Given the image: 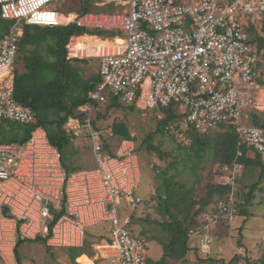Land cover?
I'll return each mask as SVG.
<instances>
[{
    "label": "built area",
    "instance_id": "obj_1",
    "mask_svg": "<svg viewBox=\"0 0 264 264\" xmlns=\"http://www.w3.org/2000/svg\"><path fill=\"white\" fill-rule=\"evenodd\" d=\"M54 1L0 0V16L43 26L74 23L84 29L122 31L120 45L97 55L101 80L87 91L89 99L103 103L113 96L125 105L168 108L174 121L164 130L182 144L191 142L190 130L206 133L231 126L237 145L260 153L264 166V130L245 120L247 109L258 108L260 53L249 41L245 21L264 17V0H123L122 11L90 10L72 17L51 6ZM64 16L69 19L62 21ZM20 34L16 29L0 38V125L36 121L32 108L7 86L9 73L4 77ZM66 49L70 57L84 51L70 43ZM81 110L87 114L83 126L91 140L93 168L67 173L58 149L39 126L25 142L0 143V251L5 242L12 250L20 240L48 234L51 248L78 247L88 227L98 225L100 238L92 251L104 252L109 264H145L146 240L134 233L132 218L116 208L120 199L130 211L144 201L135 194L140 174L134 147L123 141L108 152L100 131L91 126L92 106ZM235 166L218 170L216 176L223 172L221 185L232 184ZM216 203L217 218L236 211L226 198Z\"/></svg>",
    "mask_w": 264,
    "mask_h": 264
},
{
    "label": "trees",
    "instance_id": "obj_2",
    "mask_svg": "<svg viewBox=\"0 0 264 264\" xmlns=\"http://www.w3.org/2000/svg\"><path fill=\"white\" fill-rule=\"evenodd\" d=\"M91 3V0H81V9L78 13L93 10L88 6ZM20 24L22 27V34L18 37L17 53L20 54L21 50L25 51L23 56L25 58L29 57V59L33 61L36 66L37 61H40L38 58L41 56L40 50H42L43 54L54 58L53 62L48 64V75L51 73L52 69L55 70V74L49 80L25 79L26 77L24 74L16 77L13 83L14 97L22 104L32 108V110L36 113V121L33 124L17 123L13 121L3 122L0 125V143L25 142L30 138L31 132L39 126L45 131L47 141L58 149L63 169H65L67 173L76 171L78 170L77 167L68 162L71 158V154L70 151H68L67 146L69 145L72 136H78L79 133L75 132L76 129H80V127H82V129L86 131L85 127L82 126L84 123V114L80 108L81 106L88 104L93 107V110L94 108L103 107L104 105L106 107L105 110L129 108L131 110L140 111V109L135 104H122L116 97L113 96H109L103 103H95L87 97V91L99 82L100 77L98 73H96L90 78H85L82 74V69L79 66L80 64L73 65V60L77 61V63H87V60L83 58H69L65 49V45L68 43L70 37L72 35L82 34V29L74 24L53 27L31 25L24 22H20ZM14 26V20L3 19L0 16V38L8 35ZM262 28L264 29V23ZM248 36L250 42L253 43L256 41L258 43V45L256 43L255 44L260 52L261 49L264 48V37H255L251 39L249 33ZM91 37L92 36L87 35L78 37V43L83 46V43L81 42L89 40ZM115 40V44H117L118 41H121L122 39L120 37H115ZM99 41L100 43L98 46H102V41H104V39ZM74 46L75 44L73 39V47ZM104 47H106V45H104ZM74 49H76V46ZM257 83L260 84L259 78L257 79ZM164 109L161 111H165ZM251 112L252 120L254 119L253 117H256V115L253 114V110ZM97 115H99V113H97ZM162 117L163 118L157 123L156 130L169 135L170 138L176 142L180 152L175 156H180L181 158L186 159V162L191 161L192 169L196 166L199 167L200 162L203 160L200 159V153L204 152L202 158L205 157L207 162H218L220 166L218 170L223 165H228L230 168H233L235 165H241L243 169L248 167L255 169L256 167L261 166L259 176L261 177L264 175V166L260 162V153L238 146L237 135L231 129V126H227L225 128V132H216V130H213L206 133H197L190 130L188 131V135L191 142L189 144H182L177 142L174 136L164 131V126L173 120V114L169 111L168 114H163ZM72 118L78 121V128L76 126L70 131L67 127L63 128V124L66 120ZM95 124L96 119L91 118V126L98 129V126ZM251 125L264 130V115L263 119L259 120L258 123H255L254 121ZM69 134L72 136L69 137ZM112 134L118 135L124 140H132L130 132L123 124L115 125L112 128V133H109L110 136H112ZM85 136L88 138L87 131L85 132ZM100 137L105 145V149L110 152L111 149L109 144L103 137L102 133L100 134ZM150 148L159 154V158L163 159L165 157V155H163L164 152H161L158 147L150 146ZM238 149L242 151V154L238 155ZM248 151L253 152V154L249 155ZM175 156L173 161L170 163L172 167H175ZM180 165L182 168L187 167L184 162H181ZM176 168L178 169L177 172H179L180 168ZM217 172V169H215L213 173L211 172V176L212 174L214 176ZM158 178L161 184L157 187L156 194L152 195L149 200H156L155 210L162 220L158 221L154 219L153 221H150L149 218L145 217L143 220L146 221V226H142V228L138 227L137 229L132 220L133 226H135V228L133 227L135 234L143 237L146 240V243L150 240H155L163 248V255L157 261H152L149 257L147 249L145 264H178L179 261L185 264L188 260L189 251H195L203 256L199 257L200 263L230 264L229 262L213 257L210 250L205 251L203 249L204 246L210 247L213 242V233L211 234L209 232V230H211L210 228L213 227V223L211 222L208 224L207 221L204 220L203 214L213 213L215 215L218 212L216 208V201H212L209 198L212 193L217 194L219 199L226 198V203L232 204L235 207L236 214L238 213L239 216L243 215L247 218L249 214L246 208V203L251 198L250 191L247 199L243 202L235 197L234 200L229 202V199H227L228 194L226 195V193L231 191L232 185L210 183L208 185V192L204 194V196H199L196 192H194V185L187 187L183 182L176 180V174H169L167 169L160 171L158 173ZM4 214L7 215V211H4ZM148 223L158 224L161 228V235L148 236ZM190 229L198 231V235H196V237H198V241L197 243H194L192 247L189 246V244L190 236L194 231L189 232ZM199 235L201 237H199ZM48 236L49 234L45 236L38 235L34 239L18 241L14 249V255H16L18 264L21 263V260L17 253V248L22 243L37 241L43 244L46 250L49 251V248L51 247L46 244ZM220 236L223 237L224 234L220 233ZM206 237H208V239L203 240V238ZM200 241L203 243V246L199 245ZM68 250V255L73 258L79 254V250L75 249V247L69 248ZM261 254V258L256 261L254 259L252 264H264V251H262ZM237 256L234 258H237Z\"/></svg>",
    "mask_w": 264,
    "mask_h": 264
},
{
    "label": "rangeland",
    "instance_id": "obj_3",
    "mask_svg": "<svg viewBox=\"0 0 264 264\" xmlns=\"http://www.w3.org/2000/svg\"><path fill=\"white\" fill-rule=\"evenodd\" d=\"M91 1L92 3L88 6L95 11L115 12L122 11L123 9L122 6H117L116 10H114L112 4H109L108 2H105L106 4L100 5V0ZM183 1L191 2L194 0ZM224 1L227 4L233 2V0ZM51 6H56V8L63 10L66 13H77L81 9V0H55ZM61 19L62 21L68 20L63 17H61ZM245 22V28L250 34L251 39L255 37H264V29L262 28L264 17H250V19H246ZM21 24L16 25L15 27H13V29L16 28L18 32L22 33ZM89 32H94L104 38H97L92 36L89 40L81 42L83 43V46L78 43V37L74 38V44L76 46L75 50L84 49L83 54L85 55V57L83 59H86L88 63H77V61L73 60V65L87 64L83 66V68H81L82 74L85 78H90L97 73L98 62L96 56L98 54H100L102 51L109 50L110 46L115 48L122 43L121 40L118 41L117 44H115L116 34L118 33L124 36L122 31L113 32L93 29L89 30ZM105 37H110V39ZM98 39H104V41H102V46H98V44L100 43ZM253 43H256L258 45L256 41ZM104 45H106V47H104ZM24 53L25 51L21 50L20 54H16V57H18V61L16 62V64H18V68H15H17L18 70L28 67L29 64H24L28 60L30 61L31 65H33V62L29 59V57L25 58L23 56ZM40 55L43 60L48 59L45 58L48 57V55L43 54L42 50H40ZM42 59H40V61ZM258 75L260 79L259 91L256 95V103L258 109L256 110L251 107L245 111L248 114V119H245L247 124H250L254 121L255 123H258L259 120L263 119L264 115V109L261 108V110L259 108L261 104L260 101L258 102V97L259 99L261 98L259 92H264V48L261 49L259 53ZM52 77L53 75L48 76V73L46 71L42 74L40 72L38 75V78L45 80H49V78ZM105 108V105L103 107L94 108V110L92 107L89 117L90 120L91 118L96 119L95 125L98 126V129L96 128V130L101 131L103 137L108 142L110 149L115 150V148L124 139H121L118 135L114 134L110 136L109 133H112V128L115 125L123 124L130 132L132 141L129 142L132 143L134 147V153L137 156L140 182L137 189H135V194L141 195L145 200L141 202L140 205H137L136 208L132 211L129 210V207H127V204L125 202L116 205L117 211L119 212V214H121V216L129 215L132 218L133 222L135 223L136 229L138 227L142 228V226H146L145 224L147 223L145 220H143V218L145 217L149 218L150 221H153L154 219L158 221L162 220L155 210L156 200H149L152 195L156 194V189L161 184L158 178V173L160 171L167 169L169 174H176V180L183 182L187 187L194 185V192H196V194H198L199 196H204V194L208 192V185L210 183L220 184L221 175H223V172H219V176H216V174H214V176L212 174L211 176V172L213 173L215 169H217L218 171V168L220 167L218 162H207L205 157L202 158L204 152H201L200 159L203 160L200 162L199 167L196 166L193 167L194 169H192L191 161L186 162V159H183L180 156H175L180 152L176 142H174L169 135L163 134L162 132L156 130L158 121L163 118V114L169 113V109H164L165 111H161L162 109L157 108H139L140 111H136L129 108L109 110H105ZM252 110L254 112L253 114H255L257 117H253L255 120H251ZM97 113H99L100 116L97 115ZM68 123L69 119H67L63 124V128L69 127L70 125L68 126ZM83 125L84 123L82 124V126ZM69 128L72 129V127ZM225 131V128L216 130V132ZM75 132L79 133L78 136H72L71 134H69V137L72 136V138L69 145L67 146V149L71 154V158L68 162L77 167L78 170L90 169L95 165L94 154L90 146L91 140L89 141V139L85 136L86 131H84L82 127H80V129H76ZM150 146L158 147L161 152H164L163 155H165V157L163 159L159 158V154L152 150ZM248 154L252 155L250 151H248ZM174 156L176 159L175 167H172L170 163L173 161ZM181 162H184L187 167L182 168V166L180 165ZM176 167L180 168L179 172H177L178 169ZM260 170L261 166L256 167L255 169H252L250 167L243 169L239 165L235 166L233 170L234 178L231 184L232 189L229 192L230 194L226 193V195L228 194V197H230V201L234 200L235 197L236 199L243 202L247 199L248 193L250 191L251 198L246 203V208L249 214L247 217L248 220L246 219L247 221L243 222V225L241 224V218H239L238 221V217L240 216L238 213L236 214V211L232 215H227V217L222 216L218 218L215 217L213 213L203 214V218L205 221H207L208 224L211 222L213 223V227L210 228L211 230H209L211 234L213 233V242L211 243V246H213V244L215 243L219 244V247L217 246L218 248L215 247V254L212 253L214 247L211 249V255L213 257L224 260L225 262H229L230 264H252L254 262V259L256 261L261 258V253L262 251H264V175L261 177L259 176ZM209 198L212 201L215 200L216 202L218 200H221V198H218L217 194L212 193L210 194ZM240 227L242 228L240 229ZM148 231V236L161 235L162 233L160 226L153 223H148ZM190 231L194 230L190 229L189 232ZM100 232L101 230L98 227H90L86 231V235L88 237H86L85 235L83 247L91 250L89 255L93 254V251L92 248H88V245L94 243L95 241H98L97 239H99L100 237H97L96 235ZM220 233L224 234V236L221 237L222 235L220 236ZM196 235H198L197 230H195L190 236V238L195 237L193 244L191 242L190 245H194V243H197L198 237H196ZM200 235L199 237H201ZM219 237L221 240L218 239ZM94 238L97 239L93 240ZM10 244L11 243L5 242V244L2 246L4 248V251H0V264H18L16 255H14V249L16 245L11 250L9 249V247H11ZM146 246L150 255L152 242L148 241L146 243ZM55 249L56 248H49V251H47L45 246L37 241L31 243L24 242L17 248V253L21 260L20 264H54L55 260L60 256V253L55 252ZM207 250L209 249H206L205 247V251ZM83 251L86 252L85 250ZM100 255L105 256L103 253ZM235 256H237V258H234ZM199 257L203 256H201L200 253H196L195 251L188 252V261H190L192 264H200ZM105 260L106 259L98 258L95 261V264H106ZM70 263L71 262L69 261L68 264Z\"/></svg>",
    "mask_w": 264,
    "mask_h": 264
},
{
    "label": "crops",
    "instance_id": "obj_4",
    "mask_svg": "<svg viewBox=\"0 0 264 264\" xmlns=\"http://www.w3.org/2000/svg\"><path fill=\"white\" fill-rule=\"evenodd\" d=\"M121 1H123V0H100V5H103V4H106L107 2L109 3V4H113L112 6H113V8H114V10H116V8H117V6H121ZM106 2V3H105ZM15 21V26L17 25V24H20V22H24V21H17V20H14ZM25 23V22H24ZM27 24V23H26ZM72 24H74V23H72ZM31 25H36V24H31ZM75 25V24H74ZM14 26V27H15ZM37 26H43V25H37ZM75 26H77V25H75ZM50 27H53V26H50ZM77 27H79V26H77ZM80 29H82L83 31L81 32L82 34H80V35H72L71 37H70V39H69V41H68V43H70L72 46H73V39L74 38H76V37H81V36H84V35H87V36H93V37H99V38H104V37H101V36H99L98 34H96V33H94V32H89V30H93V29H84V28H81V27H79ZM15 30V28L14 29H12L11 31H14ZM98 30V29H97ZM10 31V32H11ZM117 33V32H116ZM22 34V33H21ZM116 35H118L117 37H120V38H122L123 36L122 35H120V34H116ZM105 38H109V37H105ZM110 39V38H109ZM68 43H66V45L68 44ZM66 45H65V49H66ZM114 47H111L110 46V49L109 50H112ZM66 53H67V49H66ZM83 53H84V51H83ZM67 56H68V54H67ZM69 58H84L85 57V55L83 54L82 56H76V57H70V56H68ZM86 57H88V56H86ZM45 58H48L47 60H43L42 59V57L41 56H39V58L38 59H42L41 61H37V64H36V66L34 65V63H33V65H31V63H30V61L28 60L27 62H25L24 64L25 65H27V64H29V66L28 67H25L24 69L23 68H21V69H17L18 68V64H16V62L18 61V57H15V59H14V62H13V64H12V67L10 68V71H9V77H11V79H9L8 80V82L6 83L7 84V86H10V85H12V88H13V83H14V81H15V79H16V77L17 76H19V75H23L24 74V76L26 77L25 79H30V80H38V79H40V78H38V75H39V73L41 72V74L43 73V72H49V66H48V64L49 63H51V62H53V60H54V58H52V57H45ZM96 59H97V56H96ZM33 62V61H32ZM97 62H98V59H97ZM88 63V62H87ZM85 65H87V64H80L79 66H80V68H83V66H85ZM97 66H98V64H97ZM15 67H17V68H15ZM19 67H21V66H19ZM51 69V68H50ZM55 74V70H51V73L49 74V75H54ZM48 75V76H49ZM50 79V78H49ZM45 80V79H44ZM100 80H101V78H100ZM99 80V81H100ZM10 83V84H9ZM88 104H85L84 106L86 107ZM81 107H83V106H81ZM80 107V108H81ZM258 109V108H257ZM262 110V109H261ZM83 111V110H82ZM250 113V112H249ZM83 114H84V116H83V121H85V119H86V113L85 112H83ZM90 118V117H89ZM248 119V118H247ZM252 123V122H251ZM250 123V124H251ZM78 124V121L76 120V119H74V118H72V119H69V123H68V126L69 127H74L75 125H77ZM69 127H67L68 128V130L70 131L71 129L69 128ZM89 139V138H88ZM251 154H253V152H251ZM61 166H62V164H61ZM95 166V165H94ZM93 168V167H92ZM84 170V169H83ZM139 170V169H138ZM140 174V173H139ZM137 195H139V194H137ZM139 196H141V195H139ZM142 197V196H141ZM142 198H144V197H142ZM121 200V203H123V202H125L124 201V199H120ZM145 200V199H144ZM126 203V202H125ZM128 207V206H127ZM124 216H129V215H124ZM239 218H241V224L243 223V222H245V221H247L248 219L245 217V216H243V215H240V217H238V221H239ZM247 219V220H246ZM243 225V224H242ZM91 228L92 227H98V225L97 226H90ZM90 227H88V228H90ZM99 228V227H98ZM242 227H240V229H241ZM100 229V228H99ZM88 230V229H87ZM101 230V229H100ZM101 233V232H100ZM100 233H98L96 236L98 237L99 235H100ZM86 237H88L87 235H86ZM194 238L195 237H192V238H190V244H191V242H192V244H193V242H194ZM219 239V238H218ZM93 240H96V238H94ZM192 240V241H191ZM84 241H85V238H84ZM91 242V241H90ZM150 242H152V249H151V251H150V255H149V257L152 259V261H157V260H159L161 257H162V255H163V248H162V246L157 242V241H155V240H150ZM94 244H96V241L94 242V243H92V244H90V245H88V248H94V247H96ZM189 244V246H193V245H190ZM219 244H217V243H215V244H213V246H210V247H208V249L210 250V252H212V248H213V252L212 253H214L215 254V252H216V248H218L219 246H218ZM218 246V247H217ZM216 247V248H215ZM69 248H74V247H71V246H63V247H58V248H56L55 249V252H59L60 253V256L55 260V263L54 264H68L69 263V261L71 262L70 264H95V261L98 259V258H102V259H106V255H105V253L104 252H101V251H99V250H94L93 251V254H90L89 255V253H90V249H87V248H85V247H83V245H80V246H78V247H75V249H77V250H79V254L78 255H76L74 258L73 257H71V256H69L68 255V253H67V251H69L68 249ZM83 250H85L86 252H84ZM209 250H207V251H209ZM104 254L105 256H101L100 254ZM216 254H218V253H216ZM72 259V260H71ZM84 259V260H83ZM105 262H106V264H109V261H108V259H106L105 260ZM192 264L190 261H186V263L185 264ZM178 264H183V263H181V261H179L178 262ZM200 264H203V263H200ZM206 264V263H205Z\"/></svg>",
    "mask_w": 264,
    "mask_h": 264
},
{
    "label": "bare ground",
    "instance_id": "obj_5",
    "mask_svg": "<svg viewBox=\"0 0 264 264\" xmlns=\"http://www.w3.org/2000/svg\"><path fill=\"white\" fill-rule=\"evenodd\" d=\"M72 15H73V13H70V16H69V17H72ZM69 17H65V16H64V18H66V19H69ZM121 39H122V38H121ZM122 42H123V41H122ZM8 73H9L8 71H5V72H4V77L7 76ZM9 81H10V80H9ZM7 82H8V81H7ZM263 93H264L263 91H260V92H259V95L261 96V98L259 99V97H258V102L260 101V104H261L260 107H259L260 109H261V108L264 109V94H263ZM96 247H97V246H96Z\"/></svg>",
    "mask_w": 264,
    "mask_h": 264
},
{
    "label": "clouds",
    "instance_id": "obj_6",
    "mask_svg": "<svg viewBox=\"0 0 264 264\" xmlns=\"http://www.w3.org/2000/svg\"><path fill=\"white\" fill-rule=\"evenodd\" d=\"M74 13H76V12H74ZM70 24H72V23H70ZM67 25H69V24H67ZM59 26H66V25H59ZM15 30H16V28H15ZM15 30H14V31H15ZM20 33H21V32H20ZM20 35H21V34H20ZM20 35H19V36H20ZM109 38H110V37H109ZM111 39H112V38H111ZM15 57H16V56H15ZM259 85H260V84H259ZM90 113H91V111H90ZM92 128H93V127H92ZM93 129H95V128H93ZM95 130H96V129H95ZM164 131H165V130H164ZM100 134H101V131H100ZM123 141H128V142H129V141H132V140H122V142H123ZM137 161H138V160H137ZM82 170H83V169H82ZM76 171H78V170H76ZM71 172H73V171H71Z\"/></svg>",
    "mask_w": 264,
    "mask_h": 264
}]
</instances>
